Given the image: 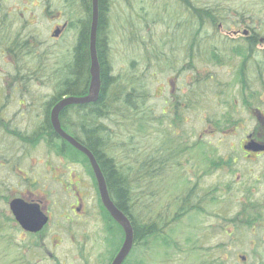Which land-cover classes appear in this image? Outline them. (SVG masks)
Segmentation results:
<instances>
[{"label": "trees", "instance_id": "1", "mask_svg": "<svg viewBox=\"0 0 264 264\" xmlns=\"http://www.w3.org/2000/svg\"><path fill=\"white\" fill-rule=\"evenodd\" d=\"M25 1H28L27 6L29 7L0 4V54L5 53L4 56L14 57L17 65L21 63V66L26 64L28 59L31 60V57L37 55L40 58L39 64H42L39 69L46 68L48 74L51 72L52 75L61 76L58 84L56 83L57 86H53L54 88L56 86V91L47 99L45 98L43 102L44 117L39 130L35 133L21 129L13 130L8 124V122L13 121L11 119L6 120L3 117V112H0V133H5V131L12 133L11 135L17 137L16 140L21 141L22 144L26 143L30 147H38L44 144L57 155L84 165L87 173L93 177L96 192H98L97 181L89 159L83 152L57 135L50 119L53 106L63 97L88 93L91 81L92 0H61L56 6L54 4L48 6L47 3L46 6L42 7L45 16L56 18L57 23L67 22L66 32L76 30L74 53L71 61L68 63L64 61L62 65H60L61 62L56 61L55 64L47 66L45 64L48 62L49 53L46 52L45 56L42 55L40 33L34 31L32 24H30L31 14L27 16L34 9L33 1ZM47 1L50 2V0ZM113 1L99 0L100 21L97 45L102 79L100 99L96 103L68 106L61 113L62 125L66 131L94 153L106 177L112 199L131 220L135 231V243L124 264H147L148 262L180 264V261L174 262L175 259L172 260L173 255L184 252L181 250L179 240L172 236L177 234L175 226L193 211L202 213L207 201L216 200L213 191H217V189L214 188L208 192L206 190V194L200 196L199 183L196 182L191 186L189 185L191 180L187 176L182 178L181 175L175 177L172 182L182 186L184 181L186 192L183 195L174 197L175 190L168 188L171 194L167 195L165 200L163 196L165 192L162 191L161 194L160 191L153 189L155 181L164 179L163 175L168 164L176 161L175 153L179 154L176 151L177 145L180 154L185 152L180 148V141L177 145H173L171 139H166L165 136L175 133V129L184 122V111L194 109L192 105L194 99L198 97L200 91V96L202 92L207 91L209 78L217 79V76L212 75L210 71H207L208 74L202 75L203 69L199 70V68L205 67L210 61L216 65L227 63L226 59L218 54L219 47L215 42L228 46L232 42L235 43L236 39L220 35V28L225 26L231 28L235 24L239 27H247L252 24L254 31L264 35V26H255L252 17L251 23L246 12L228 4L227 0L214 2L212 0H174L181 8L176 14V21L184 18L186 19L184 23L175 21L173 24L169 22L170 26L166 24L165 30H161L162 33L159 32L160 34H158L160 40L157 43H155L151 33H149L150 37L147 38L148 34L145 35L144 31L140 32L142 29L136 30L137 33L134 34V37L125 41L131 47L132 52L139 54V58L134 57L126 72L118 73L112 57V36L109 24V14ZM41 4H39L40 8ZM155 20L161 21L162 19L153 18L152 24L149 22L150 20H146L144 24L151 27ZM160 23V28L163 29L164 24ZM238 39L242 43L232 46L231 50L235 55L234 61L236 57H240V65L237 67L236 78L228 85H231V92L235 87L240 88L242 103L247 107V104L250 106L249 103L256 100L260 93L259 90L252 87L251 75H254L255 81H259L260 87H255H264V48L260 53L258 35L255 38L241 35ZM250 59L254 60L252 74L250 73L251 67L248 65ZM229 64L232 65L233 62H229ZM156 68L157 70H154ZM151 72L155 74L154 76L162 73L175 78L177 93H172L170 99L165 100L167 104L165 108H168V111L163 108L158 112V109L151 105L152 97H157L154 87L152 88L146 81L147 74ZM29 74L32 75V73ZM48 74H46L47 78ZM188 74L191 77L189 84L186 82ZM19 79H22L23 82L25 75L24 78L22 74L13 75L12 80L3 76V80H5L4 90L7 93L5 96L9 92H13V86L9 81L15 83ZM183 79L185 81H182ZM185 87L188 88V93H184L183 88ZM2 101L4 100L0 99V103ZM24 104L27 105V103ZM225 117H227L225 118L227 125H220V121L215 122L218 130L235 124L236 119L232 113L228 111ZM241 121L239 120V123ZM109 122L114 123L115 126L109 125ZM164 123L168 124V132L160 129ZM122 133L124 137H122ZM138 137L151 139L150 152L147 151L146 146H141L145 147L142 150L133 147L132 151L136 154H145L142 163L139 165L136 160L126 161L124 165L121 164L118 157L121 156L122 152L127 154L130 145L138 142ZM153 140L156 142V146L153 145ZM205 144V141L199 139L195 145L202 146ZM208 162L210 165H207V171L198 174V177H205L210 172L226 167L235 171L232 168V163L226 161L225 157L210 158ZM138 166H141V169L137 170ZM10 199L3 196L0 190V203L4 201L8 204ZM250 210L246 208L228 221L233 224L236 230L239 229L238 226L243 225L252 227L257 218L242 217ZM100 214L106 234H108L107 245L110 252L109 262H111L122 245L124 231L101 201ZM10 222H14L13 218L9 217L0 207V243L4 244L0 250V264H39V258L45 255V253L43 254L45 251L42 250L45 247L42 242L43 233L30 234L29 254L26 256L22 251L23 247L20 246L18 252L11 244L13 239H7L5 236L7 234L4 231ZM254 253L257 254L256 251ZM181 264H184L183 261ZM185 264L189 263L185 262Z\"/></svg>", "mask_w": 264, "mask_h": 264}, {"label": "rangeland", "instance_id": "2", "mask_svg": "<svg viewBox=\"0 0 264 264\" xmlns=\"http://www.w3.org/2000/svg\"><path fill=\"white\" fill-rule=\"evenodd\" d=\"M42 1H40L42 3L40 8L37 6L39 0H34V9L27 16L31 14L30 24H32L34 31L40 33L42 55L45 56L46 52L49 53L48 62L47 64L44 62V64L46 66L49 64L53 65L57 61L58 63L61 62L60 65H62L64 59L67 61L72 58L76 30H69L64 36L54 37L53 32L57 28L56 18L45 16L44 12H42V7L46 6L47 3L48 6L51 4L56 6L61 0ZM214 1L216 0H212V2ZM1 3L4 6L10 5L13 7H19L20 5L27 6L28 4L25 0H7V2L6 0H0ZM227 3L246 12L247 16L250 17L249 21L252 23V17L256 26L264 24V0H227ZM180 9L179 4L174 0L113 1V16L111 20L113 30L112 57L118 73L126 72L127 67L130 66L129 63L134 57L139 58V54L132 52L131 47L126 43L125 33L129 34L128 39H130L134 37L133 34L136 30L142 29L140 32L144 31L145 35L148 34L147 38L150 37L149 33H151L152 38L157 43L160 40L158 34L162 33L161 30H165L166 24L170 26V23L173 24L176 21V14L179 13ZM153 18H160L162 20H155V23L151 27L144 24L146 20H150L149 22L152 24ZM185 20L183 18L176 22L184 23ZM160 22L164 24L163 29L160 28ZM128 28L132 30H128ZM220 29V35L236 39L235 43L232 42L228 46L215 42L219 47L218 54L224 57L227 63L216 65L210 61L205 67L199 68V70L203 69L202 75H206L208 74L207 71H210L212 75L215 74L217 76V79L209 78L207 91L202 92L201 96L200 91L198 97L194 99V103L192 104L194 109L184 111V122L175 129V133L165 136V138L167 137L166 139H171V144L173 145H177L180 141V148L185 152L180 154L181 152L177 145L176 151L179 154L175 153L176 161L168 164L163 175L164 179L155 181L153 185L154 190L160 191L161 194L162 191L165 192L163 195L165 200L167 195L171 194L168 188L175 190L173 193L174 197L183 195L186 192L184 181L182 186H179L176 182L174 184L172 182L179 175L182 178L187 176L191 180V184H189L191 186L198 182L200 196H203L214 188L217 189V192L213 191L216 200L211 201L210 199L207 201L205 203L207 205H204L202 213L193 211L180 224L175 226L177 234L172 236L179 240L181 250L184 252L179 255H173L172 260L175 259L174 262L180 261V264L181 261L184 264L185 262L189 264H246L241 259L242 255L247 256L250 262L264 259V246L260 248L261 254L254 255L252 253V248H256L252 246V242L257 241V239L260 240V238L254 234L244 233L243 231L247 230V228H243V233L236 231L233 224L228 221V219L235 217L236 214L244 211L246 208L251 209L248 212V216L250 217H255V213L258 212L256 206L262 210L260 204L264 200L259 198V196L261 197V194H264V181L262 179L260 181L255 178L251 179L249 176L247 178L244 177V173H248L247 168L249 164L246 160L242 159L244 150L241 143L242 140H245L247 131L249 130L245 122L248 119V112L242 103L240 88L235 87L231 92V85H228L236 78L237 67L240 65V57H236L235 61L233 60L235 55L231 47L242 43L239 42L240 39L238 38L243 35L245 26L241 28L242 30L236 24L231 28L225 26ZM171 41L174 42V40ZM262 49L263 46L260 45L258 47L260 53H262ZM30 59L27 60V63H31L28 66V70H33L37 73L39 68L42 67V64H39L40 58L36 55ZM12 60L14 58L11 56L0 54V99L4 100L0 103V111L4 109L3 117L6 120L11 119L13 121L8 122L12 127L11 129H21L23 131L28 128L30 130L33 127L35 128L36 124L42 123L41 121L44 117L43 102L45 98L47 99L48 96L54 93L53 86L55 85V79L50 74L51 72L48 74V78L47 75H34L36 80L30 83L29 90V97L32 99L25 101L27 103L26 106H20L16 96L23 94V90L22 92L14 90L5 96L6 90H4L5 80H3V75L11 71L13 73L16 72L17 63H11L13 62ZM229 62H233V64L230 65ZM248 65L251 67L252 72L250 71V73L252 74L254 60L250 59ZM154 70H157V68ZM154 75L153 72L148 73L146 81L152 88L154 87V92L157 96L152 97L151 105L156 107L158 112H160L163 108L167 107L165 100L170 99L172 93H177V89H174L172 85L174 77L168 74L163 75L162 73L157 76ZM189 80H191V77L188 74L186 78L188 84ZM250 80L252 87L255 89L260 87L259 81H255L254 75H251ZM182 81L185 80L183 79ZM183 89L184 93H188V88L185 87ZM231 104H233L232 108ZM165 111H168V108H165ZM228 111L235 116V119L242 120L236 133L232 131L230 126L223 130H218L215 124V122L220 121V125H227L225 123V118H227L225 114ZM165 123L160 129L168 132V124ZM110 124L115 126L114 123L109 122ZM11 134L6 133V131L5 133H0V190L3 196L9 198L24 194L26 197L29 196L35 200H40L43 203V207L51 214V221L42 235V242L45 246L42 250L45 252L48 250L49 254H47L53 258L50 259L45 254L39 258V264H108L110 257L107 245L108 234H106L104 225L100 220L99 212L96 210L95 214L90 213L92 216L89 215V221L80 224L75 222L69 223L63 217L65 211H70L69 205L70 202L75 201L73 193L77 190L85 194L90 193L88 202L90 207L95 206L98 202L96 187L92 176L88 175L86 167L73 164L72 169L69 170L72 172L73 181L75 182L73 183V188L66 191V187L60 183L58 175L55 174L54 168L58 167V172L65 171L66 168H69L68 162L65 160L60 161L54 155L56 153L44 144L38 147H30L26 143L22 144L21 141L16 140L17 137ZM122 137H124V134ZM199 139L205 141L206 144L202 146L195 145ZM137 140L138 142L130 145L127 154H123V152L120 154L121 156L118 159L121 164L124 165L126 161L136 160L137 163L139 162V165L142 163L145 154H136L132 151L133 147H136L137 150H142L145 147L141 146H146L147 151L150 152L151 139L138 137ZM153 145L156 146L154 140ZM191 146H193L192 149ZM186 148L189 149L187 150ZM235 154L241 157L240 160H237L232 165V168L237 171L232 172L229 167H226L210 172L205 177L197 176L207 171L210 158L222 156L227 157L226 161H228L229 157H233ZM15 168L16 170H14ZM139 169H141V166L137 167V170ZM67 173L69 174V172ZM22 178L27 179L26 183L22 182ZM64 178L68 180L66 174ZM235 178L243 179L240 181V184L237 183L235 185L236 192L230 189L231 193L227 194V187H229V184H235L233 182ZM172 184L173 188L171 187ZM222 187L223 190H220L219 188ZM242 192L251 193L250 199L240 201V194ZM253 206L255 207L253 208ZM0 207L10 217L7 213L10 212L8 204L2 201ZM173 208L175 207L173 206ZM16 226V223L10 222L6 231H4L7 234L5 236H7V239H13L11 244L18 252L20 246L23 247L22 251L27 256L29 254L28 244L30 237ZM3 245L0 243V250ZM254 251L259 252V249ZM147 264L154 263L148 262Z\"/></svg>", "mask_w": 264, "mask_h": 264}, {"label": "water", "instance_id": "3", "mask_svg": "<svg viewBox=\"0 0 264 264\" xmlns=\"http://www.w3.org/2000/svg\"><path fill=\"white\" fill-rule=\"evenodd\" d=\"M93 1V26L91 34V85L90 92L86 96H68L60 100L52 111V124L55 128V131L75 148L86 154L91 162L94 173L96 175L101 199L105 207L111 213V215L121 224L125 231V241L124 244L114 259L112 264H123L125 259L130 254L133 243H134V229L130 219L127 215L121 211L113 202L110 197L108 190L106 178L104 176L101 167L99 166L95 155L93 152L83 145L79 140L74 136L68 134L62 127L60 121V113L69 105L74 104H88L95 103L98 101L100 96V91L102 88L101 81V66L98 57L96 40L99 26V0ZM58 33V31H56ZM247 148H250L247 146ZM260 149L259 146H256L255 149ZM11 209L15 214L17 220L22 225V227L29 232H39L47 224L49 218L42 211L39 203H29L22 198H16L11 202Z\"/></svg>", "mask_w": 264, "mask_h": 264}, {"label": "flooded vegetation", "instance_id": "4", "mask_svg": "<svg viewBox=\"0 0 264 264\" xmlns=\"http://www.w3.org/2000/svg\"><path fill=\"white\" fill-rule=\"evenodd\" d=\"M42 12H44V11H42ZM253 26L254 25H252V24L247 26V31H248L247 36L255 38L256 35H258L257 40L260 42L259 45H262L264 48V35L259 34L260 32L257 33L256 31H254V29H252ZM2 54L5 55V53H2ZM12 58H14V57H12ZM12 61H13V63H16V61H14V60H12ZM27 69H28V65H25L23 67L22 71L17 72V74H22V76L24 78V74H26ZM18 83H22V79H19ZM172 85L174 86L173 83H172ZM20 88H22V87H20ZM20 88L16 87V91L22 92L23 88L22 89H20ZM174 89H175V87H174ZM256 90L260 91L259 97L256 100H253V102L249 103V104H251L250 106H248V104H247V107H246V111L248 112V119L245 122L248 125L249 130L247 129L248 130L247 136H246L245 140H242V143H241L242 149L244 150L243 151L244 154H242V159L246 160L249 164V167L247 168L248 173H246V174L244 173V177L247 178L249 176V177H251V179L255 178L258 181H260L262 179L264 181V87L263 88H257ZM239 125H240L239 120L236 119L235 124L231 126L232 131H234L236 133V131L239 129ZM247 146H249L250 148H247ZM256 146H259L260 149L257 148V150H256L255 149ZM58 158L60 161L61 160L67 161L68 165H69L68 166L69 168H66L65 171L58 172L59 171L58 167L55 168V171H57L56 174L58 175V179L60 180V183L62 185H64L66 187V191H68L71 188H73V183L75 182V181H73V174H72V172H70L69 169H72L73 164H76V163H73V161H71L69 158L64 157V156H59ZM225 159H228V158L225 157ZM240 159H241V157L237 156L235 154V156L229 157L228 161H230L234 165V163H236V161L240 160ZM238 169H239V167H238ZM67 172H69V174ZM65 174L67 175L68 180H65V178H64ZM242 179L243 178H235V180L233 181L235 184H233V183L229 184V187H227V190H226L227 194L231 193L230 189H233L236 192L237 189H236L235 185H237V183L240 184V181ZM76 185H77V183H76ZM263 188H264V186H263ZM219 189L223 190V187L219 188ZM74 190H75V188H74ZM249 190L253 193V191L251 189H249ZM74 195H75V202H73V201L70 202V205H69L70 213L67 214L64 218H66V221L69 223L75 222L77 224H80V223H83V221L79 220V219L83 218L86 215H92L90 213L92 210L96 209V206H93L91 208L88 205L90 193L85 194L84 192L77 190L74 193ZM250 195H251V193L242 192L240 194V201L249 200ZM259 198L264 200V194H261V197L259 196ZM260 205L262 207V210H260L259 208H257L258 206H256V209L259 212H258V214L255 213V217L257 218V220L255 221L254 225L252 227H250L249 230H245L246 232L243 231V227H248V225L240 226V227H238L239 229L236 231H241V232L243 231L244 233L254 234V235L258 236L260 239L264 237V201ZM254 207L255 206H253V208ZM248 209H250V208H248ZM86 213H89V214H86ZM242 217H248V212H247V214H243ZM252 246L256 247V248H252L253 250L259 249V252L256 251V253L261 254L262 251H260V248L264 246V238H263V241H261L259 244L256 241L252 242ZM249 264H264V259L261 261H257V262H250Z\"/></svg>", "mask_w": 264, "mask_h": 264}, {"label": "bare ground", "instance_id": "5", "mask_svg": "<svg viewBox=\"0 0 264 264\" xmlns=\"http://www.w3.org/2000/svg\"><path fill=\"white\" fill-rule=\"evenodd\" d=\"M112 16H113V5H112V8H111V10H110V14H109V24H110V33H111V36H112V22H111V20H112ZM99 21H100V13H99ZM92 26H93V9H92V21H91V34H92ZM99 27V26H98ZM128 30H132L131 28H128ZM137 33V31H135V33L134 34H136ZM91 34H90V46H91ZM134 34H133V36H134ZM126 38V39H125ZM125 40H129L128 38H129V34L128 33H125ZM98 33H97V40H96V47H97V52H98ZM74 50V49H73ZM98 57H99V53H98ZM71 59L72 58H70V59H68L67 61H65V59H64V61H65V63H68V62H70L71 61ZM63 61V62H64ZM29 64H31V63H27V64H24V66L25 65H28L29 66ZM23 66V67H24ZM100 66H101V64H100ZM23 67L21 66V63L20 64H18L17 65V67H16V69H15V73H13L12 71L11 72H8V74L7 73H4V77H6L8 80H12V76L13 75H16L17 74V72H19V71H22V69H23ZM29 73H32V75L31 74H29ZM27 74H29V75H27ZM40 74H42V75H46V74H48L47 73V71H46V68H41V69H39L38 71H37V73H35L33 70H28L27 69V71H26V74H24L25 75V80L22 82V83H18V82H16L15 81V83H13L12 81H9L10 82V84L13 86V90L12 91H14L15 89H16V87L17 88H20V87H22V88H24L23 89V94H18L17 96H16V99L17 100H30V99H32L31 97H29V94H30V83H33L35 80H36V77H34V75H39L40 76ZM53 76H54V79H55V85H56V83L58 84V82H59V80H60V76L61 75H55V74H53ZM38 79V78H37ZM39 80V79H38ZM57 86V85H56ZM56 86H55V88L53 89L54 90V92L56 91ZM101 91H102V88H101ZM101 91H100V96H101ZM89 92H90V86H89V90H88V93L87 94H85V95H79V96H86V95H88L89 94ZM26 96H27V98H26ZM72 96H76V95H72ZM100 96H99V99H100ZM99 99H98V101H99ZM184 99H186L185 97H184ZM97 101V102H98ZM96 103V102H95ZM56 105V104H55ZM54 105V106H55ZM65 110V109H64ZM63 110V111H64ZM4 111V109H1V113ZM62 111V112H63ZM61 112V113H62ZM61 116H62V114H60ZM50 119L52 120V115L50 116ZM40 126H41V124H36L35 125V128L33 127V128H31L30 130L28 129V128H26V131L27 132H29V133H35V131H37V130H39L40 129ZM71 134V133H70ZM72 135V134H71ZM73 136V135H72ZM77 139V138H76ZM78 140V139H77ZM80 141V140H79ZM82 143V142H81ZM83 144V143H82ZM84 145V144H83Z\"/></svg>", "mask_w": 264, "mask_h": 264}]
</instances>
